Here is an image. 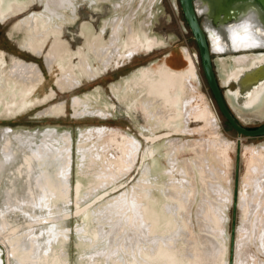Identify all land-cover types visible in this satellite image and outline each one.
Returning a JSON list of instances; mask_svg holds the SVG:
<instances>
[{"label":"rangeland","instance_id":"obj_1","mask_svg":"<svg viewBox=\"0 0 264 264\" xmlns=\"http://www.w3.org/2000/svg\"><path fill=\"white\" fill-rule=\"evenodd\" d=\"M253 1H238L237 5L239 6L235 8V13L246 2L249 5L248 3ZM255 1L254 3L264 2V0ZM39 2V0H29L31 7L28 11L12 18L6 24H0V50H3L7 59L10 60L8 62L0 54V89L5 94L10 93L9 97L14 89L23 85L21 80L24 81L25 77L30 74L34 75L36 81L39 79L35 87V89L37 87L39 89L45 77L44 85L39 90L37 89L36 94L33 92V99L24 104L25 106L19 107L20 104L10 98H7L8 102L0 100V117L8 115V112L11 115L17 111L22 114L26 113L15 119L1 120L0 129L45 132L58 147L67 145V154L65 153L67 160H62L59 165L64 170L66 164L69 163L67 174L69 188L68 192L66 190V200L63 202L61 217L63 220L60 223L65 230L61 236L64 241L59 242L60 254H63L62 259L65 264H124L126 252L123 249H134L132 245L126 246L125 240L132 232L136 231L137 233L138 229L136 225L139 220L134 217L133 208L142 210L145 223L151 231L165 230L166 228V231L171 233V237L173 235L172 239L174 242L176 241L175 246L193 250L194 255L208 241L206 238V241L201 238L204 234L203 223H205V228L208 226L209 229L211 228L209 222L203 219L200 212L202 210L206 212L207 209L213 210L212 212H216L221 222V235L219 237L215 235L218 238H214V235L210 237L216 239V242L220 241L219 243L224 244L223 261L228 263L236 169L237 145L235 143L239 138H243L239 205H241V195L246 197L247 194L253 192L252 188L247 187L250 167L259 165L257 168L263 167V170L258 180L259 188L256 192L259 196L256 195V199H258L256 206L252 208L251 204L248 203L246 206L244 202H242V206H239L236 221V242L239 234H244L242 237L240 236V243L244 242L242 254L244 252L246 256L245 264H264V247L261 244L262 238L264 239V136L245 137L242 135L240 137L219 112L203 72L197 43L184 17L179 0H75L66 4L67 9L64 11H55V17L50 14L49 10L53 9L46 6V0L40 4ZM217 3H220V7L227 8L226 0H217ZM132 13L134 14L132 15ZM42 14L45 20L43 26L46 27L44 47L45 50H49H46L44 55L37 57L31 55L25 46L29 39L26 21L32 18L39 20ZM79 15L80 21L84 20L83 24L78 25L80 37L77 36L76 25ZM200 19L202 24H206V26L210 24L208 20L206 21L203 13L200 14ZM93 21L96 24L101 23L100 28L95 31L90 28ZM140 27L145 32V37L140 42L142 45L140 53L132 61L121 63L119 69L112 65L109 72H105L98 63L90 44L108 43L114 37H120L122 33L120 45L127 49L136 44L137 31ZM126 28L132 29V33L135 32V35H130L126 30L123 32V29ZM214 28L219 30V27ZM207 33L221 82L226 77V72L234 65L233 56L243 53L258 55L264 52V47H251L235 52H218L214 50L212 38H210L212 31L207 28ZM56 46L61 49V54H64L63 64L58 58L56 62L48 66L45 58L50 55L52 47ZM83 55L88 58L95 70L96 79L94 81L79 72L81 70L78 67L82 62ZM29 63L40 67L39 76L27 69ZM16 65L22 69L19 70V76L12 78L9 74ZM159 67L168 68L175 73H183L194 68L197 73V80L186 82L185 86L170 85L166 89L167 101H171L169 105L172 104L170 106L175 108V112L177 111L175 113L177 119L173 121V126L175 125L176 128L184 126L181 122L182 117L178 116H181V111L178 112V103L181 99L186 98L190 103L187 108V113L190 114L208 110L213 116L215 106L221 119L217 134L213 135V131L209 127L206 133H195L199 128L204 127L205 123L196 122L193 117L192 122L188 124L191 132L162 137L167 134V130L160 128L154 132L157 131L158 137L161 139L155 142L150 141L156 134L152 132L154 123L152 115H150L151 111L139 103L122 102L118 97L119 94L115 92V87L121 86L122 90L127 89L128 91L127 87L133 75L148 70L155 72ZM69 69L73 73L70 76H65L71 72ZM65 71L66 73H64ZM227 86L223 87V90L226 95H230L232 102L234 101L233 105L236 110L233 111L241 123L251 128L264 123V102L256 106L259 110L262 108L260 111H254L250 106L252 95L240 100L235 94L237 90L235 91L232 82ZM87 94L94 95L97 100L94 105L101 107L105 113L103 117L75 116L74 98H84ZM44 95L45 97H42ZM97 130L104 132L100 138ZM171 140H181L182 142L216 140L220 142V148L216 152L214 149H209L202 154V157L196 150H193V147L180 149L174 155L169 148ZM131 144L137 146L133 155L129 154ZM214 152L217 155L214 154V156ZM170 168L174 169V172L168 173L167 171H172ZM204 170L212 174L210 179L219 184V187L215 189L210 185L212 181H208V178L204 177L206 172ZM183 179L189 184L180 186L177 182H179L178 180L183 181ZM216 190L220 192L217 194ZM186 195L187 197H185ZM247 208L249 211L245 210ZM51 217L55 218V214ZM146 225L144 224L142 227L145 231L147 230ZM209 229H204L206 232L204 235L208 234L207 230L211 232L210 234H214ZM251 232L254 234H250ZM176 235L179 236L178 241L175 238ZM186 236L193 237L190 245L184 240ZM194 239H196L195 243ZM0 253H2L0 254L2 264H13L9 258L7 246L1 241ZM97 253L106 256L107 263L104 260H96L94 263L90 261V263L87 256L99 258V255H95ZM175 255L179 257V253L176 252ZM191 255H188L190 257L184 264L195 263L196 257Z\"/></svg>","mask_w":264,"mask_h":264},{"label":"bare ground","instance_id":"obj_2","mask_svg":"<svg viewBox=\"0 0 264 264\" xmlns=\"http://www.w3.org/2000/svg\"><path fill=\"white\" fill-rule=\"evenodd\" d=\"M39 1L43 2V0H39ZM74 1L75 0H46V6L49 9L54 10V11L49 10V12L55 17L56 15L55 11H61V12L64 11L65 9H67L66 4L72 3ZM254 1L252 2V4H254ZM95 4H97V1H95ZM207 4L208 3L198 1L199 11L201 13L210 10V9L208 10V7L210 5L208 4L209 5L208 6ZM248 4L251 5L250 2ZM30 7L31 6L29 4V0H0V16H2V19L4 20L5 19L8 20L9 18L12 17L15 18L28 11ZM256 10L251 8L246 9L244 14L242 13L243 16H241L239 20L238 18L236 19L238 20L236 23L234 22V24L221 26L219 27V30H215V28L212 25L208 24L207 25L208 30L212 31L210 38H212L214 50L218 52H233V51L235 52L236 50L247 49L251 47L252 48L264 47V27L260 23ZM133 14L134 13H132V15ZM44 22L45 20L43 14L41 18H39V20L32 18L26 21V25L29 30L28 32L29 39L25 43V46L31 54L37 57L44 55L47 50V49L45 50L44 47L46 43V32H45L46 27L43 26ZM125 30L127 33H130V35H135V32L134 34L132 33L133 32L132 29L126 28L123 29V32ZM137 32H138L137 33L138 37L136 40V44L127 49H125L124 46L120 45V39H122V33L120 34V37H114L110 42L107 41L108 43L90 44L92 51H94V54L97 57L98 63L101 65V67L105 72L108 73L112 65H115V67L119 69L121 63L132 61L133 58L140 53L142 49V45L140 42L142 39H144L145 32L141 27ZM61 52L62 51L58 46L52 47L50 55L45 58L48 66L53 62H56L58 58L60 60V63L63 64L64 54L62 55ZM81 61L82 62L78 67V69L81 70L79 72L84 73L85 75L88 76V78L91 81H94L96 79L95 78L96 73L92 65L88 61V58L85 55H83L81 57ZM263 61H264V53L258 55L243 53L241 55L233 56L234 65L232 69L226 72V77L224 78V80H222L224 88L228 87L227 84L228 82L231 81L232 78L235 77L240 78V74H242L243 72L246 73L248 71H251V68L258 67L259 65H261V63H263ZM20 68H21L20 66L16 65L12 69L9 75L12 78L19 76ZM27 69L29 71H33L35 74H37V76H39V74L41 73L40 67L36 64H30V63L29 65L27 64ZM64 73H66V71ZM72 73L73 71L68 73V75L65 74V76H70ZM74 74L76 75V71ZM33 76H31L30 74L28 75V77L27 76L25 77L26 79L24 81L21 80V82H23V85L21 87L18 86L19 88L17 89H14L12 95L9 97L8 94L10 93L5 94L4 91L0 89V100L4 102H8L9 99L7 98H10L11 100L14 99L13 101H16L17 103L20 104L19 107H21V105L27 104V102H30L33 99V92L35 90V87L39 82V79L36 81L35 77ZM73 77L75 78V76ZM197 79H198L197 73L194 68H191L183 73L180 72L175 73L169 70L168 68L159 67L155 72L148 70L133 75L127 87L128 91L127 89L122 90L121 86H118L115 87V92L119 94L118 97L122 102L129 103L128 101H132V104L139 103L144 107H147L151 111L150 115H152V117L151 116L150 117L152 118L154 123V127L151 126L153 127L152 132L160 128H165L167 130L166 131L167 134L162 135V137H166L168 135L175 133L191 132L190 127H188V124L192 122L193 117L194 120L196 119V122L205 123V126L199 128L195 133L198 134L206 133L209 127L212 129L213 135H215L218 133L220 128L219 125L221 124V119L218 115L215 106L213 108V112H214L213 116L211 115V113L208 112V110H200L196 112L192 111L193 114H190L187 113L188 112L187 108L190 106V103L188 100H186V98L181 99L178 103V107H179L178 112L179 110L181 111L180 113L181 116L180 115L178 116L182 117L181 122H183L184 126L180 128L174 127L175 125L173 126V121L177 119L176 117L177 115L175 116V113L177 111L175 112V108L173 106H170L172 104L169 105L171 101L170 102L167 101L168 99L166 96L167 94L166 89H168L170 85L185 86L186 82L189 83ZM263 90H264V79L259 84V88H257V90H255L252 93V98H251L252 100L250 106L251 109H253L254 111H260L262 109L261 108L259 110L258 108H256V106L264 102V94L263 95L261 94ZM235 94L236 96H238L237 92ZM226 96L227 99L229 100L232 109L235 111L236 109L233 105L234 101L232 102V99L229 94H227ZM95 99L96 98L92 94H87L85 95L84 98L81 97L74 98L73 107H74L75 116L94 115V116L103 117L105 113L103 112L100 106L98 107L97 105H94V102L97 101ZM97 132H99L98 133L99 138L104 134L103 130H99V131L97 130ZM154 133L156 134L154 135V137H152V140L150 139V141L155 142L160 140L161 137H158L157 131H155ZM242 140L243 138H241V141ZM235 144L237 145V143ZM219 146H220V142L216 140L211 142L203 141V140H193L187 142H182L181 140L169 141V148H171L170 150H172L174 155L175 153H178L180 149L193 147V150H196L199 153L200 157H202L203 156L202 154L209 149H214L215 152L218 151V149L220 148ZM67 149L68 148L66 144L65 147H58L57 145H55L54 142L50 139V136L45 132L14 131L9 128L0 129V241L7 246V249L9 251V258L12 260L13 264H65V261L62 259L63 254L62 253L60 254L59 242L64 241L61 239V236L65 230H63L64 227L60 223L63 220L61 219V217L63 214V206H64L63 202L66 200L65 198L66 190L69 188V181L67 175L69 163L68 161L67 162L65 161V163L68 164H66L67 166H65L66 168H64V170L61 169L59 165L62 160L64 159L67 160V155L65 157V153L67 154L66 152ZM135 150H137V146L132 145L129 154L133 155ZM215 152L213 153V155L216 154ZM204 163H205V159H204ZM258 166L253 165L252 167H250V178L247 187L249 186L250 188H252L251 191L253 192L247 194L246 197H243L241 195L240 197L241 205L239 206H242V202H244L246 206H248V203L251 204L252 208L255 207L257 204L258 199H256V195L259 196V194L256 191L259 188L258 180L263 170V167L257 168ZM206 170H204V172ZM167 172L172 173L174 172V169L171 172L169 171ZM204 174H205L204 177L208 178V181L213 180L210 179L212 175L210 172L206 171ZM178 181L179 182L177 181L176 182L179 183L180 186H185L184 184H189L184 179L183 181L180 180ZM214 182L212 181L210 185L216 189L217 187H219V184ZM173 183L175 184V181ZM218 192L220 191H217V194ZM185 197H187V195ZM133 209H134V217L137 218L139 222H137L136 225L138 227L137 233L136 231L132 232L127 237V240H125L126 246L132 245L134 247V249L131 248L130 250L123 247L124 248L123 250H125L126 252L125 254L126 264H184L185 261L188 260V258L190 257L188 256L189 254H192L191 256L196 257V259H194L195 263L193 264H228V263H224L223 261L224 250H225L224 244L219 243L220 241L216 242V239L214 240L213 237H210L211 235H214V238H218L221 235V222L219 221L216 212L215 213L212 212L213 210L207 209V211L204 212L201 209L202 212L200 213L203 215V219L209 222L211 226L210 229L214 234H210L211 232L207 230L208 233L207 235L209 234L210 235L209 236L204 235L206 233L204 229H209L208 228L209 226L205 228L204 227L205 223H203L202 230L204 231V234L203 235L201 234L202 235L201 238L203 239V241L205 240V238L208 239V241L205 240L206 242L203 248L201 247L202 249H199V251H197L196 254L194 255L192 253L193 250L191 251L189 249H186L185 247L180 248L178 245L175 246L174 244L176 241L175 242L173 241L172 239L173 235L171 237V233H168V231H166V228L165 230L159 229V231H154V230L151 231L145 223L142 210L140 211L139 208H133ZM245 210L249 211L248 208ZM54 214H55V218H52L51 216H53ZM144 224L147 227L146 231L142 228ZM172 228L175 229V227ZM249 229L251 228L249 227ZM249 229L248 231L250 232ZM250 234H254V232L253 233L251 232ZM177 235L175 238H177L178 241L179 236L177 237ZM215 235L218 237H215ZM242 235L244 234L242 233L239 234L236 242L235 264H245L246 256L244 255V252L242 254L243 251L242 244H244V242L242 243L241 241L240 243V238L242 237ZM191 239H193V237L188 238L186 236V238H184V240L187 242L188 245L191 244L192 242ZM195 240L196 239H194L193 241L194 243ZM262 240H261L262 241L261 244L264 247V239L262 238ZM176 252L179 253V257L175 255ZM95 255H99L98 256L99 258H93L95 257L93 256L92 259L91 256L89 255L87 256L89 262L91 261L94 263L96 260H101V261L104 260L106 261L105 263H107L108 258L106 256L98 253ZM0 264H2L1 257H0Z\"/></svg>","mask_w":264,"mask_h":264},{"label":"water","instance_id":"obj_3","mask_svg":"<svg viewBox=\"0 0 264 264\" xmlns=\"http://www.w3.org/2000/svg\"><path fill=\"white\" fill-rule=\"evenodd\" d=\"M235 0H228L227 5H230ZM184 17L188 26L191 29L193 37L197 43L203 72L209 88L216 101L219 112L229 122V124L240 135L245 137H258L264 136V123L257 127H247L241 123L235 112L233 111L229 100L227 99L226 92L223 90V83L221 82L215 61L213 59V51L209 42L206 24L200 21V11L197 10L195 0H179ZM212 6L215 7L210 12V17L220 23V26L232 18H237L238 14L231 13L228 8H221L217 0H212ZM260 2V1H259ZM230 3V4H229ZM251 3V2H250ZM252 4V3H251ZM253 5V4H252ZM219 6V7H218ZM254 8L257 9V15L264 21V2L255 4ZM229 7V6H228ZM223 16H222V14ZM207 23V22H206ZM264 53V52H263ZM253 69V70H252ZM264 79V61L256 68H251V71L240 74V78H232L230 82L236 83L235 91L237 90L240 100H244L252 95V93L259 88V84ZM264 94V90L261 92ZM242 155V141L241 138L237 142L236 148V169H235V183L233 191V219L229 247L228 264H235V251H236V233H237V212L239 208V195H240V162Z\"/></svg>","mask_w":264,"mask_h":264},{"label":"flooded vegetation","instance_id":"obj_4","mask_svg":"<svg viewBox=\"0 0 264 264\" xmlns=\"http://www.w3.org/2000/svg\"><path fill=\"white\" fill-rule=\"evenodd\" d=\"M198 1H202V2H204V3H208L207 5L210 7H208V10L209 11H206V12H203V14L205 15V17H206V21L208 20L209 21V23L212 25V26H214V27H220V23L219 22H216L215 21V19H213V18H211L210 17V12L212 11V9L213 8H215V7H213L212 6V0H198ZM198 1L197 0H195V5H196V7H197V10H199V5H198ZM227 2H228V0H226ZM238 1H240V0H235V1H233L230 5H227V8L229 9V11L231 12V13H234V14H238V16H237V18H238V20L240 19V17L241 16H243V14H244V12H245V10L246 9H249V8H251V9H254V10H256L255 8H254V6H252V4L250 5H247V4H245L244 6H242V7H240V10H238V12L237 13H235L236 12V7L238 6L237 5V2ZM250 1V0H249ZM255 4H257V3H255ZM254 5V4H253ZM42 6V5H41ZM229 6V7H228ZM248 6H249V8H248ZM219 7V6H218ZM243 7H244V9H243ZM247 7V8H246ZM222 8V7H221ZM226 7H223V9H225ZM233 9H235V10H233ZM257 11V10H256ZM209 12V13H208ZM243 13V14H242ZM200 14H201V12H200ZM222 14V13H221ZM222 16H223V14H222ZM258 17H259V14H258ZM13 18V17H12ZM12 18H9L8 20L7 19H2V16H0V24H6V23H8ZM236 17L235 18H232L231 20H228V21H226V22H224L223 24H222V26H226V25H230V24H234V22L236 23L238 20H236L237 19ZM233 19H234V21H233ZM3 20V21H2ZM259 20H260V23L263 25V27H264V21H262V19L259 17ZM200 21H201V19H200ZM262 21V22H261ZM80 22V23H79ZM84 22V20L83 21H80V15H79V18H78V23L76 24L77 25V30H78V33H77V36L78 37H80V30H79V28H78V25L80 24H82ZM100 26H101V23L99 22V23H94V21L93 22H91V29H92V31H95V29H97V28H100ZM108 34V33H107ZM24 51H26L25 49H23ZM26 52H28V51H26ZM29 53V52H28ZM0 54H2L3 55V57L8 61V62H10V60H8L7 59V56H6V54L4 53V51L3 50H0ZM31 54V53H30ZM31 55H33V54H31ZM33 56H35V55H33ZM45 78V77H44ZM44 78H43V80H42V84L39 86V89L41 88V86H43L44 85V83H45V81H44ZM55 84V83H54ZM233 85L235 86V88H236V83H234L233 82ZM38 89V87L35 89V94L37 93V91L39 90H37ZM45 95H47V94H45ZM45 95L44 96H42V97H45ZM24 114H26V113H20L19 111H17L16 113H14V114H10V112H8V115H4V116H2V117H0V121L1 120H11V119H15V118H17V117H19V116H22V115H24Z\"/></svg>","mask_w":264,"mask_h":264}]
</instances>
